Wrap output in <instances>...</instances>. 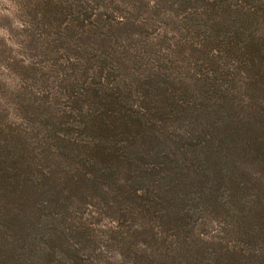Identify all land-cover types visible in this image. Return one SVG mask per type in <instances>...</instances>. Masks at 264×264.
Instances as JSON below:
<instances>
[{
    "label": "trees",
    "instance_id": "trees-1",
    "mask_svg": "<svg viewBox=\"0 0 264 264\" xmlns=\"http://www.w3.org/2000/svg\"><path fill=\"white\" fill-rule=\"evenodd\" d=\"M36 5L68 54L0 125V264H264L250 223L206 238L264 206V0Z\"/></svg>",
    "mask_w": 264,
    "mask_h": 264
},
{
    "label": "rangeland",
    "instance_id": "rangeland-1",
    "mask_svg": "<svg viewBox=\"0 0 264 264\" xmlns=\"http://www.w3.org/2000/svg\"><path fill=\"white\" fill-rule=\"evenodd\" d=\"M40 1L0 0V125H5L6 129L17 123L37 124L36 114L16 108L18 97L19 95L24 97L27 93L26 88L32 89L35 86H40L43 92L58 89L59 77L57 76L60 74L54 68L59 69L61 58L68 54L63 47L60 33L50 30L44 20H38L39 13L33 18L35 11L40 9V6L36 5ZM59 93L57 96L63 98L65 94L63 88ZM228 207L230 211L226 214L211 211L213 222L207 226L206 238L212 240V235L216 234L215 228L219 230V226L222 225L218 221H223L226 228L228 224H234L233 230L236 232H242V225L248 226L250 223L257 230L259 246L262 245L264 243V233H261L264 229L262 203L255 198L252 210L246 215L240 212L241 206H237V209ZM255 214L260 217H256ZM111 224H113L111 215L106 214L97 219L96 225L107 235ZM157 224L158 222L155 223ZM122 228L123 231L127 230L126 226ZM101 236L105 237L102 234ZM135 239L140 240L139 236H135ZM150 245H152L150 249L146 248L148 252L155 247L152 242ZM114 248L117 250V247ZM140 248L141 246L133 249L138 253L137 256L144 254ZM111 250L114 251L113 247Z\"/></svg>",
    "mask_w": 264,
    "mask_h": 264
}]
</instances>
